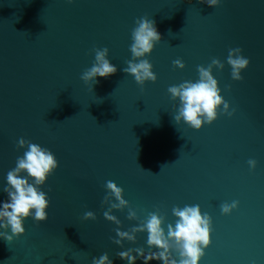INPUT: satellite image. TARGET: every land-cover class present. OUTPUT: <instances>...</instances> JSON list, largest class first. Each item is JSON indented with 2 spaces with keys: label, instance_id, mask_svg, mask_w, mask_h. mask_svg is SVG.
Instances as JSON below:
<instances>
[{
  "label": "water",
  "instance_id": "95a60500",
  "mask_svg": "<svg viewBox=\"0 0 264 264\" xmlns=\"http://www.w3.org/2000/svg\"><path fill=\"white\" fill-rule=\"evenodd\" d=\"M144 16L161 41L147 56L157 80L141 86L123 68ZM104 47L118 70L92 87L82 73ZM236 47L250 58L241 80L227 62ZM213 58L224 62L212 74L235 111L194 129L174 119L180 101L168 88L197 80L198 65ZM21 137L52 150L59 166L41 186L48 218L29 217L25 233L0 238V264H92L104 252L127 264L117 253L147 250V233L121 246L117 227L131 231L156 212L167 228L174 208L195 204L212 218L199 264H264V0H0V201L27 147ZM108 180L129 202L111 208L119 225L103 215L115 200L103 202ZM234 200L238 207L222 213ZM88 210L96 219L84 218Z\"/></svg>",
  "mask_w": 264,
  "mask_h": 264
},
{
  "label": "clouds",
  "instance_id": "9594fccd",
  "mask_svg": "<svg viewBox=\"0 0 264 264\" xmlns=\"http://www.w3.org/2000/svg\"><path fill=\"white\" fill-rule=\"evenodd\" d=\"M71 2V0H70ZM209 5H217L221 0H206ZM132 43L129 59L123 71L132 74L135 81L143 86L146 81H156L157 74L153 71V64L147 58L152 53L156 44L161 41V33L154 19L147 16L140 17L131 33ZM95 60L91 67L82 73V79L92 82L91 86L99 83L98 77H109L117 72L118 67L109 59V49L95 48ZM227 62L231 65V76L234 80L243 79L242 70L250 64V58L242 54L240 47L230 48ZM173 64L183 67L182 59H176ZM224 67V62L219 58H213L208 67L198 65L199 78L195 81L185 80L180 84L169 86L168 92L173 99L180 101L179 108L174 119L183 120L194 129H200L205 123L211 124L220 112L231 116L235 109L229 111L230 102L222 95L218 79L212 74V66ZM230 87V86H229ZM222 105V109H221ZM19 147H26L22 156L16 160V166L10 169L6 175V183L3 192L6 199L0 201V238L12 241L15 237L25 233V220L29 217L35 221H44L48 218L50 200L48 193L41 187L48 177L58 168L59 161L52 150L39 143L32 142L21 137L18 140ZM248 164L255 168L257 161L249 159ZM108 190L104 201L108 196L115 198L111 207L105 210L103 215L107 220L119 225L121 222L112 214L111 208H122L129 202L124 198V189L115 181L108 180L105 185ZM118 201V203L116 202ZM239 201L224 202L221 211L224 214L231 213L238 207ZM173 214L178 218L175 224L164 226V219L158 213H151L142 223L132 227L131 231L117 227L113 242L123 245L124 240L135 241L137 232L147 233V250L143 247L124 248L117 253L118 257L127 261V264H136L142 260L143 264H150L155 260L160 264H199L205 249L211 243L212 218L204 213L200 205H185L176 207ZM85 219H96V213L86 211ZM134 211L129 212V218L135 217ZM10 229V232L8 231ZM178 257L173 255V251ZM92 264H114L107 252L98 257H93Z\"/></svg>",
  "mask_w": 264,
  "mask_h": 264
}]
</instances>
